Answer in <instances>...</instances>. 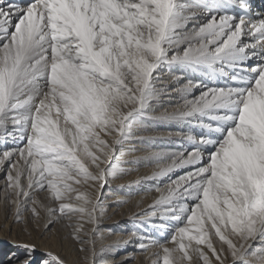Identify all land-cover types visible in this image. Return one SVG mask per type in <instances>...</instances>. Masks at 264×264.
<instances>
[{
    "label": "snow or ice",
    "instance_id": "1",
    "mask_svg": "<svg viewBox=\"0 0 264 264\" xmlns=\"http://www.w3.org/2000/svg\"><path fill=\"white\" fill-rule=\"evenodd\" d=\"M172 93L180 102L160 111ZM156 121L182 125L168 133L182 146L135 156ZM0 146L5 215L26 230L43 212L49 232L66 219L87 264H132V253L116 261L130 245L146 264H264V11L252 0H0ZM136 166L152 167L135 185L151 181L155 195L134 218L158 235L136 228L103 244L106 190ZM13 247L23 254L8 264H68Z\"/></svg>",
    "mask_w": 264,
    "mask_h": 264
},
{
    "label": "rangeland",
    "instance_id": "2",
    "mask_svg": "<svg viewBox=\"0 0 264 264\" xmlns=\"http://www.w3.org/2000/svg\"><path fill=\"white\" fill-rule=\"evenodd\" d=\"M178 73V72H175ZM170 75V74H169ZM164 76H168V72L165 71ZM173 105H176L177 102L173 101L172 103ZM159 123H162L163 126L158 127L155 124H153L152 126L154 127L153 129L158 131H164L165 129H170L166 122L163 121H158ZM153 145L156 146V148H153ZM138 149H140L135 156L138 157H143V153L141 152V148L142 147H150L153 150L159 149L161 148H167L168 145L167 143H164V145H160V147L157 146L156 143H154L153 141L148 142L146 140H143L140 138V142L136 145ZM142 146V147H141ZM0 148H2V146H0ZM149 148V149H150ZM134 157H129V159H132ZM140 167V168H138ZM138 168V169H137ZM152 167L150 166H136V170L132 171L130 175H127L126 177H124L123 179H119V180H115L113 181V183L111 184V187L108 188L106 190V195L108 196V199L106 200V207H107V213L106 215L102 218L101 224H100V230H102L104 227H108V229L110 230V233L112 232H120L124 235H129V233H131L133 230H135L136 228H140L142 231H147V232H151L153 235H158L156 232H154L153 229L147 227L146 225H140L137 226V221L134 217L135 214L139 213L142 209H146L141 207L139 210H126L127 206L129 204L130 201H133L132 197H140V199H144L147 198L148 196H146V191L145 188H140L139 186L135 185V181L138 179V176L136 175V173L138 171H151ZM0 189L3 188L4 186V169L0 168ZM150 182V181H149ZM146 188L153 186V182H151L150 184H147ZM144 184V185H145ZM149 185V186H148ZM123 186V187H122ZM129 190L130 194H128V196L126 197V199L128 200V203H124V204H120L119 201H121L122 197L124 196L123 193H121L120 191H125ZM119 195V196H118ZM0 197H2V193H0ZM36 198L38 200H40L43 204L47 205V206H57L55 205L49 198L48 193H44V194H39L36 196ZM0 204L2 205V208L5 210L6 209V205L5 203L0 200ZM139 207V206H138ZM27 216H30L31 214H26ZM42 215V219L39 221V225L37 226L36 223H29L27 228L28 230H22L25 229V226L23 224L19 225V230L14 233L13 236H16L14 238L16 239H20L22 238L21 234H25V238L23 239V243L24 241H27V237L30 235L31 240H29V242L26 243H36L37 241H35L36 239L40 238L43 240V238L45 237V233L42 229L41 224L43 220H45L44 217V213H41ZM14 216V213H8V215L2 219L1 217V212H0V247L3 245H9V246H13V242L10 239L11 234L13 233L14 230L9 229V231H2L5 230L4 228V222L5 220H9L11 219V217ZM74 221H76V219H73V223H75ZM68 225V221L66 223ZM108 224V225H105ZM91 227H95L94 225L91 224H87L85 226V233L83 234H87V236H91L92 234V230ZM62 233L66 236L69 237L72 234H74V231H71V233H64L62 231V229H60V231H58V229L54 228L51 233H49L51 235V237L47 238V242L50 243L51 246L54 247H61V237H62ZM162 236H167L168 233H164L161 234ZM75 238V235H74ZM159 238V236H158ZM21 243V244H23ZM77 246V249H80L81 245L79 244L78 240H75L74 243ZM14 248V247H13ZM13 248L11 249V251H13ZM10 251V252H11ZM10 252H6L4 254V252H0V264H8V255ZM129 253L132 252V254L135 255V260L132 261V264H143L146 261V257H144L139 251H135L133 249V246H129L127 248V250L125 249H120V255L116 257V261L119 259V257L123 254V253ZM82 252L80 251L79 254H81ZM140 253V255L138 256V254ZM23 254V250H21L20 254L18 253V255H22ZM83 259L80 261V264H87V261L85 260V257L88 256L89 254L84 252L83 253ZM137 254V255H136ZM36 255L39 257L41 254H38V252L36 253Z\"/></svg>",
    "mask_w": 264,
    "mask_h": 264
},
{
    "label": "bare ground",
    "instance_id": "3",
    "mask_svg": "<svg viewBox=\"0 0 264 264\" xmlns=\"http://www.w3.org/2000/svg\"><path fill=\"white\" fill-rule=\"evenodd\" d=\"M174 74L175 75H182L186 79H193V80L196 79V74H193V73H187V74H182L180 72L175 73V70H174ZM170 75L168 73V76H164L165 79H167ZM194 94H196V93H194ZM173 101H175L177 103L180 102L179 101V97L175 93H172L170 96L169 95L163 96L161 98V100H160V111H163L164 109L171 110L175 106V105L172 104ZM159 115H160V112L153 113V116H159ZM166 123L167 124H164V126L168 125L169 128H170L169 130L165 129L164 131H158V132L156 130L149 131V132H142L140 134V138L143 139V140H146L148 142L153 141L154 143L157 144L158 147H160V145H162V144L164 145V143H167L168 147L164 148L165 150H177V149H179L182 146L181 138L179 136H175V135L169 136L168 133L169 132L175 133L177 131H181L183 126L174 124L172 122H166ZM154 124L156 126H158V127L163 126V124L159 123L158 121H156ZM152 128H154V127L152 126ZM153 138H155V139H153ZM149 148L150 147H142L141 148V152L143 153L144 156L147 155L150 151L153 150V149H151V148L149 149ZM138 168H140V167H138ZM150 170L151 171H149V172H147V171H138L136 173V175L138 176V179H140L142 177H145V176H150L153 169L151 168ZM145 183L150 184L151 181L149 182L148 180H145L143 182V188L146 189L147 185ZM120 192L124 194V196L122 197L121 200H127L126 197L128 196V194H130V191L126 190V192L125 191H120ZM44 193H46V192H40L39 194L42 195ZM154 195H155V193L146 192V196H148L147 198L140 199V197H132L133 201L129 202L126 210H128V208H129L130 211L131 210H133V211L134 210H139L141 207L147 208V206L150 203H152V199H153ZM138 203H139V207H138ZM52 207H55V206H52ZM0 212H1L2 219H4L6 217V215H5V210L2 208L1 204H0ZM14 220H15V216H12L11 219H9V220H5V222L3 224L5 230H2V231H9V229L14 230L13 233L11 234V236H10V239L12 240V242L14 244H21V243H23V239L22 238H25V234H21L22 238H20V239L14 238L16 236H13V235H14V233H16L19 230V225H20V223H15ZM74 222H76V221H74ZM42 223L43 224H41V226H42V229H43V231L45 233V237L43 238V240L40 239V238L36 239L35 241H37V242L34 243V244L37 245L38 254L42 255L46 251H53L54 253H59L62 256H64L67 259L68 264H80V261L83 259V256H84V254H83L84 252L79 254L80 251H79V249H77V246L74 244L75 240H76V238H74L75 234H72L71 236L67 237L66 236L67 234L64 235L62 233L61 242H60L62 246L61 247H54V246H51L50 243H48L47 240H46L47 238L51 237V235L49 234L51 232H49V231H47L45 229V227H44L45 220H43ZM66 223H67L66 219L62 220L60 223H58L55 226V228L58 229V231H60V229H62V231L64 233H66V232L67 233H71V231H74V229L72 227H69ZM86 225H87V223L84 224V232L83 233H85V231H86V229H85ZM105 225H108V224H105ZM136 225L140 226L141 224L139 223V221H137ZM93 228L94 227H91V230ZM22 230H25V229H22ZM27 230H28V228H27ZM100 231L104 234V237H105V239L102 242L103 244H112V243H114L116 241L127 240L129 238V235H130V233H129V235H124V234H122L120 232H116V233L112 232V233H110V230L108 229V227H104ZM83 233H82V235H83ZM29 240H31L30 235L27 237V241H24V243L29 242ZM12 248H13V246L3 245V246L0 247V252L2 251L5 254L6 252H10ZM99 248H100V242L97 243V251H99ZM21 250L22 249L13 248V251H11V252H16L17 254L18 253L20 254ZM10 253H9V255H10ZM126 253H123L119 257L117 262L120 259H122ZM129 253H132V252H129ZM139 255H140V253L138 254V256ZM143 264H146V261Z\"/></svg>",
    "mask_w": 264,
    "mask_h": 264
}]
</instances>
